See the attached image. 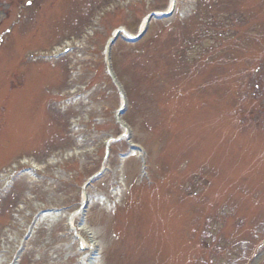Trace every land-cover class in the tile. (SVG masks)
I'll return each instance as SVG.
<instances>
[{
    "label": "rangeland",
    "instance_id": "374dc122",
    "mask_svg": "<svg viewBox=\"0 0 264 264\" xmlns=\"http://www.w3.org/2000/svg\"><path fill=\"white\" fill-rule=\"evenodd\" d=\"M14 1L0 0V176L23 156L42 173L11 171L8 187L0 177V253L25 243L18 264H80L66 217L102 168L104 140L122 131L103 49L116 29L134 34L171 0H34L29 12L27 0ZM110 2L115 11L88 46L58 63L29 58L80 37ZM176 2L138 43L121 37L112 48L130 139L112 144L77 227H88L84 242L98 250L89 260L100 264H264V95L255 90L259 70L264 83V0ZM130 145L147 153L148 176ZM70 151L79 157L64 159ZM49 209L60 219L36 227Z\"/></svg>",
    "mask_w": 264,
    "mask_h": 264
},
{
    "label": "bare ground",
    "instance_id": "6f19581e",
    "mask_svg": "<svg viewBox=\"0 0 264 264\" xmlns=\"http://www.w3.org/2000/svg\"><path fill=\"white\" fill-rule=\"evenodd\" d=\"M124 163H125V162H124ZM83 199L86 200V199H87V196L85 195ZM87 204H88V203H87ZM85 212H86V210H85ZM76 214H78V213H76ZM76 214H75V215H76ZM77 217H78V216H77ZM77 217L73 215V218H71V221H72V220H75ZM57 218H58V220L60 219L59 216H54V217H50V216L48 217V216H46V217H45V220H46V219H53V220H54V219H57ZM74 218H75V219H74ZM86 229H87V226H85V225L83 224L82 227H81V229H80V231H82V232H86V231H85ZM79 234H80V233H79ZM80 236H82V235H80ZM83 246H85L86 248H92V249H93L94 246L96 247V244H95L94 246H91V245H87L86 243H84ZM89 263H91V264H100L98 260H94L93 262H89Z\"/></svg>",
    "mask_w": 264,
    "mask_h": 264
},
{
    "label": "snow or ice",
    "instance_id": "6c2138e0",
    "mask_svg": "<svg viewBox=\"0 0 264 264\" xmlns=\"http://www.w3.org/2000/svg\"><path fill=\"white\" fill-rule=\"evenodd\" d=\"M29 3H31V0H29Z\"/></svg>",
    "mask_w": 264,
    "mask_h": 264
}]
</instances>
